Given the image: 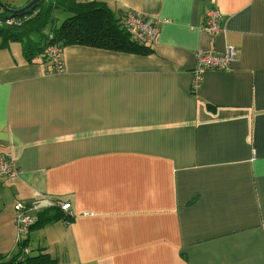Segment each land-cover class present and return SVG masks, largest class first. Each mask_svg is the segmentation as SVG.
<instances>
[{"label":"crops","instance_id":"obj_1","mask_svg":"<svg viewBox=\"0 0 264 264\" xmlns=\"http://www.w3.org/2000/svg\"><path fill=\"white\" fill-rule=\"evenodd\" d=\"M27 1L0 0V13ZM101 1L157 25L151 52L69 44L50 73L0 37V153L20 172L0 177L3 261L19 251L14 202L60 199L72 220L37 223L28 255L264 264V0ZM207 7L225 16L214 36L201 26ZM68 15L56 10L55 24ZM227 45L229 69L205 71L191 91L196 50Z\"/></svg>","mask_w":264,"mask_h":264},{"label":"trees","instance_id":"obj_2","mask_svg":"<svg viewBox=\"0 0 264 264\" xmlns=\"http://www.w3.org/2000/svg\"><path fill=\"white\" fill-rule=\"evenodd\" d=\"M30 2V0H29ZM61 10L69 15L59 25L53 26L45 32L50 21L54 20V12ZM123 10L114 12L104 1L93 0H35L26 8L11 11L10 15L0 13V37L3 41H20L27 58L41 57L48 45L56 44L60 48L69 44H80L104 48L109 50L146 54L151 52L147 43L136 42L121 22ZM11 18L13 23L6 24ZM16 20V22H15ZM55 21V20H54ZM19 28L18 30H15ZM43 58V57H41ZM44 211L52 214L44 218ZM41 212L38 223L72 218L65 216L55 207H49ZM28 245V237L18 243L19 251L8 260L0 255V264H55V259L47 253L31 256L23 253L22 247Z\"/></svg>","mask_w":264,"mask_h":264},{"label":"built area","instance_id":"obj_3","mask_svg":"<svg viewBox=\"0 0 264 264\" xmlns=\"http://www.w3.org/2000/svg\"><path fill=\"white\" fill-rule=\"evenodd\" d=\"M202 28L207 30L212 36L224 31L225 16L217 7H207L202 12ZM14 20L7 18L5 23H13ZM121 22L131 37L138 43L144 44L155 40L158 34V27L151 19L138 14L132 10H124ZM236 48L233 45H227L223 52L198 49L194 53L195 64L191 70V91L196 92L202 83V76L207 70H227L231 62L235 59ZM49 64L50 73H61L63 68V59L61 48L56 44H51L41 54ZM19 170L14 166L10 157L5 153H0V177L11 179L19 175ZM14 223L17 228V241L21 243L29 234L31 227L38 220L39 214L46 207L58 208L65 216L73 217L71 204L68 201L60 199L49 200V204L43 207L36 201L18 200L13 204ZM63 222L69 223L67 219ZM29 245L22 247L23 253H29Z\"/></svg>","mask_w":264,"mask_h":264},{"label":"rangeland","instance_id":"obj_4","mask_svg":"<svg viewBox=\"0 0 264 264\" xmlns=\"http://www.w3.org/2000/svg\"><path fill=\"white\" fill-rule=\"evenodd\" d=\"M28 4H29V1H27L26 3H24V4H22V5H20V6H16L14 9H12L13 11H19V10H21L22 8L24 9V8H26L27 6H28ZM7 13H9V12H7ZM11 14V13H10ZM9 15V14H8ZM15 22H16V20H15ZM53 23H54V20H52V21H50V24H48V26H47V28H46V30H45V32H48V29L50 28V27H52L53 26ZM7 24V23H6ZM19 28H16L15 30H18Z\"/></svg>","mask_w":264,"mask_h":264},{"label":"water","instance_id":"obj_5","mask_svg":"<svg viewBox=\"0 0 264 264\" xmlns=\"http://www.w3.org/2000/svg\"><path fill=\"white\" fill-rule=\"evenodd\" d=\"M34 1H35V0H31V1L29 2L28 5L32 4ZM1 5H2L3 9H6L5 6H3V4H1ZM6 10H7V11H13V10H11V9H6Z\"/></svg>","mask_w":264,"mask_h":264}]
</instances>
